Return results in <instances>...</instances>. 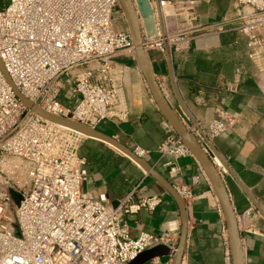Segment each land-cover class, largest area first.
Listing matches in <instances>:
<instances>
[{
  "label": "built area",
  "instance_id": "obj_1",
  "mask_svg": "<svg viewBox=\"0 0 264 264\" xmlns=\"http://www.w3.org/2000/svg\"><path fill=\"white\" fill-rule=\"evenodd\" d=\"M197 2L150 0L158 35L147 39L140 20L145 50L172 54L188 50L198 37L234 33L246 39L248 58L264 78V0H232L233 14L215 24L202 21ZM117 9L123 10L120 0H1L0 59L14 85L45 111L93 128L125 120L116 59L120 52L135 56L136 51L130 30L116 27ZM240 77L238 67L225 89L236 92ZM66 84L79 96L73 108L60 101ZM234 123L221 109L206 126L185 121L223 178L228 168L214 140ZM86 139L24 105L0 67V264H130L163 244L174 254L178 234L142 231L132 236L125 221L141 210L154 211L163 201L161 194L141 196L136 184L115 206L108 193L84 190L89 170L79 149ZM133 151L140 157L147 153L140 145ZM158 151L172 177L178 173L177 161L193 156L176 133ZM175 188L186 204L193 198L190 185ZM11 189L21 195L18 203ZM245 214L264 217V207ZM225 240L229 244L228 236Z\"/></svg>",
  "mask_w": 264,
  "mask_h": 264
},
{
  "label": "crops",
  "instance_id": "obj_2",
  "mask_svg": "<svg viewBox=\"0 0 264 264\" xmlns=\"http://www.w3.org/2000/svg\"><path fill=\"white\" fill-rule=\"evenodd\" d=\"M196 9L205 24L218 23L233 14L232 0H198ZM123 22L122 27H116L129 29L125 18ZM224 39L229 45L224 44ZM149 54L164 94L184 122L193 123L190 114L195 122L206 126L215 118L217 109L235 118V123L214 140V146L227 164L224 179L237 213L245 264H264V217H245L250 208L264 207V78L258 76L248 58L246 39L237 34H211L193 40L188 50L174 51L171 60L158 48ZM116 60L122 69L120 108L128 116L121 122L105 121L98 129L131 149L140 145L147 150L144 158L148 163L174 186L187 184L192 188L182 264H232L230 243L225 240L227 222L210 179L194 156L180 158L177 175H170L158 147L175 131L154 102L136 57L120 52ZM238 67V90L227 91ZM78 99L66 84L60 101L73 108ZM111 147L94 139L81 144L79 154L87 159L89 170L84 190L96 196L106 192L113 202L136 184H140L141 196L161 194L163 201L154 211L141 210L125 217L128 229L132 236L142 231L164 236L173 231L180 237L181 217L174 198L151 176L144 177V169ZM194 176H198L197 182H193ZM172 260L170 250L142 264H172Z\"/></svg>",
  "mask_w": 264,
  "mask_h": 264
},
{
  "label": "water",
  "instance_id": "obj_3",
  "mask_svg": "<svg viewBox=\"0 0 264 264\" xmlns=\"http://www.w3.org/2000/svg\"><path fill=\"white\" fill-rule=\"evenodd\" d=\"M120 3L129 26V30L133 37L134 47L136 51L135 57L138 66L148 84L154 102L156 103L159 111L162 113L165 119L171 124L175 133L182 138L184 145L190 149L193 156L198 160L199 164L202 166L204 172L210 179L216 191L227 222L232 264H245V255L241 241V233L238 225L237 213L231 201V197L228 192L225 179L220 175V173L217 171L216 167L212 163L211 159L203 151L197 141L195 134L188 129L185 122L181 119L179 114L168 101L154 74L150 54L145 50L144 37L141 30L140 20L142 19L145 37L147 39L156 38L158 35L154 11L150 0H120ZM158 12H160L159 7ZM166 53L169 59L171 60V54L168 50H166ZM0 67L3 73L5 74L8 82L12 86L14 92L16 93L17 97L23 102L24 105L30 108L33 112L49 121L67 126L82 134H85L88 136L89 139L98 140L116 148L118 151L126 155L129 159H131L138 166L144 169L149 176L156 180L174 198L180 212L181 230L179 241L174 250L172 264H182L188 235V212L187 204L183 200L175 186L159 170L150 165L144 157L138 156L133 151V149L127 147L124 143L119 141L114 136L108 135L98 128L90 127L81 122L53 115L45 111L37 104L33 103L31 100L27 99L12 82L1 59ZM180 103L184 108L181 101ZM189 119L193 123L195 122V120L190 116V114ZM11 194L16 203L21 200V195L14 189H11ZM117 203L118 202H114V205L116 206ZM13 212L14 207L11 205L10 213L13 215ZM12 226L14 227L16 234H19L18 227L15 221H13ZM170 250V246H156L150 250L143 252L130 264H142L143 262L150 260L155 256L166 255L170 252Z\"/></svg>",
  "mask_w": 264,
  "mask_h": 264
},
{
  "label": "rangeland",
  "instance_id": "obj_4",
  "mask_svg": "<svg viewBox=\"0 0 264 264\" xmlns=\"http://www.w3.org/2000/svg\"><path fill=\"white\" fill-rule=\"evenodd\" d=\"M1 1V0H0ZM123 18H125L124 16V13H123V10H120V9H117L115 12H114V21H115V24L117 25V27H122V25L124 24L123 22ZM126 19V18H125ZM87 140V139H86ZM109 146V145H108ZM113 148V147H111ZM115 149V148H114ZM117 150V149H115ZM123 154V153H122Z\"/></svg>",
  "mask_w": 264,
  "mask_h": 264
},
{
  "label": "trees",
  "instance_id": "obj_5",
  "mask_svg": "<svg viewBox=\"0 0 264 264\" xmlns=\"http://www.w3.org/2000/svg\"><path fill=\"white\" fill-rule=\"evenodd\" d=\"M229 35H231V37H233L234 34L233 33H229ZM224 44H226V45L228 44L229 45V43H228V41L226 39H224Z\"/></svg>",
  "mask_w": 264,
  "mask_h": 264
},
{
  "label": "bare ground",
  "instance_id": "obj_6",
  "mask_svg": "<svg viewBox=\"0 0 264 264\" xmlns=\"http://www.w3.org/2000/svg\"><path fill=\"white\" fill-rule=\"evenodd\" d=\"M165 9V11H166V8H164ZM84 136H86V137H88L87 135H85V134H83Z\"/></svg>",
  "mask_w": 264,
  "mask_h": 264
}]
</instances>
